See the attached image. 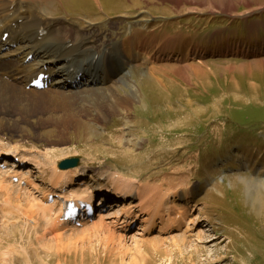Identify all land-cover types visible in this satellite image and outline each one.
<instances>
[{"label":"rangeland","instance_id":"1","mask_svg":"<svg viewBox=\"0 0 264 264\" xmlns=\"http://www.w3.org/2000/svg\"><path fill=\"white\" fill-rule=\"evenodd\" d=\"M36 1L48 3V16L65 19L75 32H95L93 40L112 49L141 32L152 63L133 66L123 82L134 84L128 89L119 80L111 94L103 88L48 99L20 89L13 122L15 105L0 115V142L8 150L49 154L57 164L78 158L94 192L111 189L102 178L90 180L98 172L170 184L185 196L177 209L189 226L165 234L154 228L143 239L138 216L128 229L121 221L113 228L91 223L49 237L41 216L36 231L1 209L8 197L13 210L19 203L28 211L49 188V171L29 173L37 193L15 183L0 190V264H264V0ZM153 28L171 37L172 46L162 50L163 37L152 38ZM170 49L179 52L160 63L152 57ZM159 76L179 88L157 86ZM130 87L139 95L124 106ZM118 105L128 109V122ZM0 177L5 186L10 182Z\"/></svg>","mask_w":264,"mask_h":264},{"label":"bare ground","instance_id":"2","mask_svg":"<svg viewBox=\"0 0 264 264\" xmlns=\"http://www.w3.org/2000/svg\"><path fill=\"white\" fill-rule=\"evenodd\" d=\"M63 1L70 3V0ZM47 4L45 1L39 3L36 0H0V115L3 111L11 110L15 105L12 109V113L15 115L11 117L10 122H13L17 116L15 108L19 101L16 99V92H20V89L26 93H44L47 95L45 98L49 97L48 99L55 97L53 94L56 93L82 94V91L103 88L108 91V94H111L115 91L111 90V87L116 86L119 80L124 84L123 81L126 76H130L128 71L133 66L138 64V67L139 64L150 62L148 58L152 52L148 55L150 48L142 44L141 32L136 31L129 37H125L121 40L119 49H112L110 48L111 43L98 42L99 38L93 40L92 36L95 35V32H87V34L75 32L65 19L48 16ZM69 33H75L76 36L73 37ZM84 35L87 36L80 37ZM150 35L152 38L163 37L165 45L172 44L171 37L160 35L155 28L150 31ZM115 51L117 52L114 53ZM178 52L176 49H170L167 56H164L163 53H154L156 54L154 60L160 63V60L171 58ZM184 66L177 65V67ZM163 69L160 68L161 73H163ZM148 70L155 79L156 67L153 66ZM182 70L184 71V69ZM51 74H56L57 79L51 81L47 91H37L28 87V84L36 79L37 75ZM82 79H84L83 83L79 81ZM132 82L134 84V81L128 78L124 85L128 88ZM59 89L69 90L60 91ZM129 91L130 95L124 96L126 98L122 100L124 106L130 105L138 98L139 92L135 87H130ZM77 94L71 96L75 98L78 96ZM25 95L29 99L34 98L33 94ZM44 95L40 94L39 96ZM99 101L105 103L107 99ZM52 103L57 102L52 101ZM119 106L115 109L122 108ZM94 107V109H98V106ZM109 108L113 109L112 102ZM122 109L123 114L125 113L127 117L121 116L128 122L130 116L128 109L127 111ZM4 120L6 119L4 118ZM7 122L9 123V121ZM0 156H4L3 162H0V166L4 167V169L0 167L1 175L6 174L8 181L16 180L18 188L29 186L27 188H32L37 193L38 187L31 182L29 173L47 176L49 171V188L42 192L41 197L35 203L30 204L28 211L22 212V205L19 203L16 204L17 209L13 210L8 197L1 208L4 216L8 219H17L18 217L19 221L32 223L33 229L36 231L41 227V220L35 217L41 216L45 223L43 233L47 236H49L48 233L56 235L67 227L73 228L71 223L62 220L64 202L68 203L76 199L90 204L97 194H100L102 202V206L99 207L101 211L94 215L92 220L80 222L81 226L98 223L113 228L115 225L110 224L121 221V228L128 229L131 227L133 219L139 216L141 221L140 227L137 229L141 228L142 231L141 234L137 233L139 238L148 235L154 228H158V234H165L172 230H180L184 225L189 226L186 223L184 212L177 209V203L185 201V196H177V190L170 184L161 182L158 186L156 184L141 185L137 180L128 179L115 172H98L90 180L95 181L96 178H102L110 185L111 189L101 190L99 188L97 192H94L95 187H88L85 181L89 171L85 165L59 170L57 162L50 159L49 154L31 155L17 149L8 150L1 142ZM15 160H19L20 163L24 162L25 168L28 166V171L21 169L19 164H13L12 162ZM10 166L12 169L9 168ZM4 183L5 181L0 177V190L10 188L12 185L9 182L5 186ZM50 197H52L51 200H49ZM115 203L121 204L112 208L117 211L111 215H105L109 212L107 208ZM108 205L110 206L108 207ZM181 241L184 243L183 240Z\"/></svg>","mask_w":264,"mask_h":264},{"label":"water","instance_id":"3","mask_svg":"<svg viewBox=\"0 0 264 264\" xmlns=\"http://www.w3.org/2000/svg\"><path fill=\"white\" fill-rule=\"evenodd\" d=\"M78 164H79V160L76 158H72V159H68V160H64L60 162L58 167L61 170H65V169L76 167Z\"/></svg>","mask_w":264,"mask_h":264}]
</instances>
